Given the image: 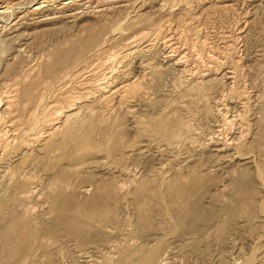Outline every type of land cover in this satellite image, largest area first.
<instances>
[{
	"label": "rangeland",
	"instance_id": "obj_1",
	"mask_svg": "<svg viewBox=\"0 0 264 264\" xmlns=\"http://www.w3.org/2000/svg\"><path fill=\"white\" fill-rule=\"evenodd\" d=\"M154 9L0 35V264H264V0Z\"/></svg>",
	"mask_w": 264,
	"mask_h": 264
},
{
	"label": "bare ground",
	"instance_id": "obj_2",
	"mask_svg": "<svg viewBox=\"0 0 264 264\" xmlns=\"http://www.w3.org/2000/svg\"><path fill=\"white\" fill-rule=\"evenodd\" d=\"M27 1L29 0H0V35H6L8 31L14 30L18 26V23L20 21L24 20L25 18H28L29 16H36V15H41L38 22H45V21L47 22V21L61 20V19L66 20V19H73L77 17L78 18L92 17V18L110 20L111 23L108 22L109 26L108 25L106 26L107 23H104L102 26H100V28L97 27V29L104 31V29H108V27L110 28V30L114 28L113 23L120 20L119 14H121L122 16L125 17V19H127L129 16L127 14L129 12H134L136 10L140 11L141 9H144L145 7L154 9V7L157 6V9H154V11H159V12L164 11L166 8H168V6L170 7V9H175V8L182 9L183 8V10L191 11L194 3L195 5H199V4L204 5V3H212V2L226 3V2L243 1L245 3L248 0H38L33 5V7H30L29 9H25L22 5L25 4ZM149 16H152V15H149ZM117 24L118 26H116L115 30H122L121 29L122 27L119 25L122 23L117 22ZM169 52L170 54L165 56L164 58H167V59L172 58L174 56L173 53H175V49L170 48ZM182 61H183V57L174 60L173 64L177 66V65H180L181 63L183 64ZM109 86L110 84H108L105 87L101 86L100 89H104L106 87L108 88ZM232 118L233 117H230V119ZM230 119L227 116V114H225L224 118L221 121L220 127L222 128L223 126H226V125L230 126V122L233 121ZM231 124L234 125L233 122ZM3 133H4L3 135L5 136L8 134V131H5V132L3 131ZM263 134H264V131H263ZM221 151L223 150L222 149L216 150V152H221ZM82 193H85V191H83ZM100 201H101V198L96 197L89 204L98 205ZM67 202H70V201H67ZM61 203H63V201ZM67 210H69V208H65L62 210L59 208L60 213H65L67 212ZM13 240L14 242L18 243L19 237L17 236L13 238ZM21 245L22 244H20L19 242L17 244V248L20 247L23 249L24 246H21ZM13 247H11L10 249H13Z\"/></svg>",
	"mask_w": 264,
	"mask_h": 264
}]
</instances>
